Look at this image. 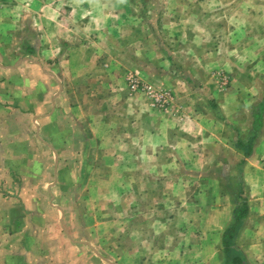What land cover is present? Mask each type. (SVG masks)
Listing matches in <instances>:
<instances>
[{
    "label": "crops",
    "instance_id": "1",
    "mask_svg": "<svg viewBox=\"0 0 264 264\" xmlns=\"http://www.w3.org/2000/svg\"><path fill=\"white\" fill-rule=\"evenodd\" d=\"M263 102L264 0H0V200L58 214L26 223L36 253L62 245L54 263L94 248L57 197L100 194L134 263L264 264Z\"/></svg>",
    "mask_w": 264,
    "mask_h": 264
},
{
    "label": "rangeland",
    "instance_id": "2",
    "mask_svg": "<svg viewBox=\"0 0 264 264\" xmlns=\"http://www.w3.org/2000/svg\"><path fill=\"white\" fill-rule=\"evenodd\" d=\"M222 71L223 70H221V72H215L216 77L219 79L222 77L225 78V73ZM129 74L130 72L127 73L126 79ZM127 82H129V79ZM147 84L149 83H146V85ZM148 86H151L154 90H166L152 84ZM170 93L172 94V92ZM28 195L32 196L29 203L30 207L47 206V199L40 194ZM10 196L11 200L9 203H6L7 200L3 202L0 200V264H137L130 260V245L126 244L122 246L121 241L117 238L114 223V195H112V199L107 200V213L103 209V202L101 207L99 206L100 194H91L92 198L88 204L87 200L89 199H86L83 194H62L57 197L56 203L65 208L68 212L67 222L72 224L68 225L72 228L70 232H72L78 240L83 238L90 239L94 245V248L75 247L71 252H67L68 256L63 262L59 263L53 262L57 256H60L59 247L62 246L56 243L57 239L51 240L52 242L48 245V251L44 246L43 250L36 253V244L34 242L36 238L35 233L41 234V231H36L35 229L37 228L27 225L33 223L39 227L42 220V224L44 225L48 222L56 224L60 218L58 214L48 213L46 216L34 215L27 221H23L24 217L19 213L17 208L18 202L13 197L19 195L10 194ZM103 198H105V194H102V199ZM224 198L227 199L226 197ZM222 202H224V199L220 201V207H224ZM7 204L10 206L11 216H4L2 213V211L5 210L4 206H7ZM87 205H90V213L87 214V217L83 218V208L87 207ZM2 218H4V220ZM86 219L91 221V228L89 230L83 228V220ZM3 221L5 224L4 229H2ZM24 228H26L27 231H24ZM54 238L56 237L52 239ZM67 244L65 246L68 248ZM97 252H100L101 254H99L101 257L106 259L107 262L101 260L96 255ZM35 256L38 260L33 262L32 258ZM25 260L27 263H25Z\"/></svg>",
    "mask_w": 264,
    "mask_h": 264
},
{
    "label": "built area",
    "instance_id": "3",
    "mask_svg": "<svg viewBox=\"0 0 264 264\" xmlns=\"http://www.w3.org/2000/svg\"><path fill=\"white\" fill-rule=\"evenodd\" d=\"M129 85L132 92L149 94L155 101V105L160 109H165L170 105L171 95L169 92L154 90L151 86L142 84L135 76L129 77Z\"/></svg>",
    "mask_w": 264,
    "mask_h": 264
},
{
    "label": "trees",
    "instance_id": "4",
    "mask_svg": "<svg viewBox=\"0 0 264 264\" xmlns=\"http://www.w3.org/2000/svg\"><path fill=\"white\" fill-rule=\"evenodd\" d=\"M264 108V102L260 105L259 107V111H261L262 109ZM256 121H257V124L259 126V123H260V117H256ZM235 223L232 227H230L226 233H225V237H224V247H225V251H226V255L229 256L230 254H232V251L233 253L236 251V249L232 248L230 244V240L233 239V236L235 235V232H236V228H237V225H239V223L241 222V217H240V214L239 215H235ZM236 253V252H235ZM239 252L237 253L238 255V258L236 259V261L238 262L239 261ZM236 264H240V262L236 263Z\"/></svg>",
    "mask_w": 264,
    "mask_h": 264
}]
</instances>
